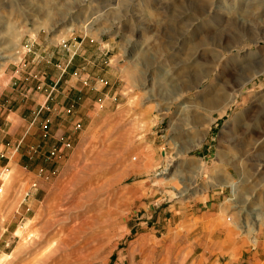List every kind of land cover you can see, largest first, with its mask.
I'll return each mask as SVG.
<instances>
[{
    "label": "rangeland",
    "instance_id": "374dc122",
    "mask_svg": "<svg viewBox=\"0 0 264 264\" xmlns=\"http://www.w3.org/2000/svg\"><path fill=\"white\" fill-rule=\"evenodd\" d=\"M0 56V264H264V0H0Z\"/></svg>",
    "mask_w": 264,
    "mask_h": 264
},
{
    "label": "bare ground",
    "instance_id": "6f19581e",
    "mask_svg": "<svg viewBox=\"0 0 264 264\" xmlns=\"http://www.w3.org/2000/svg\"><path fill=\"white\" fill-rule=\"evenodd\" d=\"M61 1V3H63L64 5H65V2L67 1V0H60ZM13 3H11V5H12ZM216 8H218V9H221L222 7H220V6H218V7H216ZM28 9V7L26 6H24V7H21L20 6V8H16V9H13V13H15V15H17L18 16V19H20L21 20V17L20 16H23V14H25L26 13V10ZM29 10V9H28ZM66 13V12H65ZM30 15V14H29ZM18 19H17V21H18ZM63 20H65V19H63ZM62 21V20H61ZM60 21V22H61ZM64 21H62V23H63ZM86 22V21H85ZM93 24V23H92ZM90 27H92V26H90ZM220 50L218 51V50H216V59H219V58H221V56L220 55H222V53L220 52V51H222V52H224V53H228L229 51H230V47H223V48H219ZM4 59V57H2V56H0V60H3ZM238 59V58H237ZM236 59V60H237ZM227 60H229V59H227ZM239 60V59H238ZM237 60V61H238ZM215 63H218V61L216 60V62ZM224 65V64H223ZM225 66H226V63H225ZM168 84V83H167ZM231 93L230 92H226V91H222V93H220V94H218L217 95V99H216V101H215V103H214V106H213V110H215V111H218V112H222L223 110H225V109H227V107L230 105V103L232 102V99H233V97H232V95H230ZM234 193H237L236 192V190H234ZM257 221V220H256Z\"/></svg>",
    "mask_w": 264,
    "mask_h": 264
},
{
    "label": "crops",
    "instance_id": "0c3cea01",
    "mask_svg": "<svg viewBox=\"0 0 264 264\" xmlns=\"http://www.w3.org/2000/svg\"><path fill=\"white\" fill-rule=\"evenodd\" d=\"M186 236H184V240L187 239ZM195 248H196V246L194 244L191 246L184 245V250H185L184 251V264H188V260L194 254ZM206 263L210 264L211 262L207 258H205V256H203V254H200V255L196 256V258L194 259V261H192L191 264H206Z\"/></svg>",
    "mask_w": 264,
    "mask_h": 264
}]
</instances>
